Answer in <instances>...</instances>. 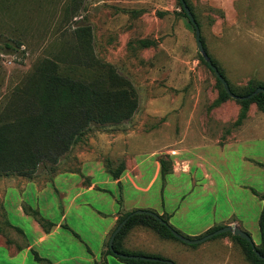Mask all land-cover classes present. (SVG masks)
Segmentation results:
<instances>
[{
  "label": "rangeland",
  "instance_id": "obj_1",
  "mask_svg": "<svg viewBox=\"0 0 264 264\" xmlns=\"http://www.w3.org/2000/svg\"><path fill=\"white\" fill-rule=\"evenodd\" d=\"M186 1L210 58L236 92H243L252 80L264 84V0ZM143 40L152 44L144 47ZM86 42L92 45L93 56L132 81L139 94V109L121 126L90 130L60 169H76L81 157L91 156L88 150L95 136H157L153 143L144 142L143 148L155 144L179 150L180 161H190L193 173L199 175L195 166H206L217 186L206 191L204 182L191 184L190 175L165 172L150 195L169 184L164 194L167 202L182 195L197 198V203L203 199L198 207L206 211L213 207L217 217L226 219L235 210L230 219L238 221V227L261 247V200L252 189L264 194V113L251 103L238 126L242 109L238 100L230 98L216 105L221 88L215 73L201 59L195 27L184 16L179 0H0V117L13 113L10 104L17 102L16 89L39 63L73 62L76 54L85 58L86 49L90 50L79 46ZM86 73L92 76L94 69ZM219 136L222 143L227 136H236L224 153L212 146ZM97 146L110 148L105 142ZM37 176L47 180L43 169ZM61 180L52 184L66 187ZM33 193L28 187L26 198L33 199ZM55 194L50 191L38 203L43 207L44 197L53 201ZM46 212L51 215V210ZM60 213L55 210V219ZM69 219L72 221L71 216ZM75 227L90 237L86 226L78 223ZM144 232L143 242L138 244L141 238L133 236L127 247L160 255L174 264H252L230 236L199 244L203 249L188 256L154 233Z\"/></svg>",
  "mask_w": 264,
  "mask_h": 264
},
{
  "label": "crops",
  "instance_id": "obj_2",
  "mask_svg": "<svg viewBox=\"0 0 264 264\" xmlns=\"http://www.w3.org/2000/svg\"><path fill=\"white\" fill-rule=\"evenodd\" d=\"M122 135L95 136L91 142L94 148L91 149L90 146L88 150L93 154L91 156L85 154V158H80L81 164L77 170L60 172L51 182L40 177L30 180L18 176L0 177V227L7 220L13 228L21 231L6 229V233H0V264H43L37 258L48 260L50 264L99 263L120 216L136 210H151L161 216H169L170 224L182 235L190 238L205 236L216 226L240 227L238 221L230 219L232 215L235 216V210L227 219L217 217L214 213L215 208L206 211L198 207L203 204V199H199L201 203H197V198L182 195L167 202L164 195L169 188L167 182L164 189H159L156 195H150L154 184L162 176L160 162L162 158L170 162V174L178 175L177 177L181 174L190 175V183L196 185L197 182H204L202 188L206 191L209 187L217 186V181L215 183L212 174L203 164L195 166V169L201 171V175L196 171L193 173L194 167L190 161H180L178 159L180 151L169 149V145L158 148L152 144L151 149L143 148L144 142L153 143L157 140V136H127V134L125 136L124 133ZM221 137H216V144L212 146H216L219 153H224L232 146L236 136H227V141L223 143ZM103 142L108 143L110 148L97 149V144ZM108 161L115 169L119 168L121 163H125V171L119 179L115 180L108 172L106 167ZM61 176L64 178H59ZM220 177L225 181L222 174ZM57 179H63L61 182L66 184V187H60L56 182L52 184ZM51 185H54V190ZM28 187L33 189V199L26 198ZM50 191L57 193L55 194L57 196L53 201L44 197L46 205L42 207L38 200ZM129 194H133L134 197H128ZM259 203L263 210V201ZM192 205L194 207H189ZM57 209L61 212V216L55 219ZM46 210H51V215ZM33 211L42 214L41 216L53 223L54 227L50 231L44 229L32 214ZM70 216L72 221L69 219ZM199 218L203 220L198 223ZM78 223L86 226L90 231L89 238L75 227ZM139 229L144 228L132 230L126 238L125 248L128 250L135 251L127 247V241L131 237H138V240L141 238L138 242L140 244L146 238L144 231H148L149 234L154 233L148 229L143 231ZM8 239L11 240V244L8 243ZM162 241L188 256L203 249L200 245L182 244L173 240ZM107 262L125 264L113 256L107 257Z\"/></svg>",
  "mask_w": 264,
  "mask_h": 264
},
{
  "label": "trees",
  "instance_id": "obj_3",
  "mask_svg": "<svg viewBox=\"0 0 264 264\" xmlns=\"http://www.w3.org/2000/svg\"><path fill=\"white\" fill-rule=\"evenodd\" d=\"M179 2L183 9L181 0ZM183 14L188 18L184 9ZM83 32L84 30L81 29L80 33ZM86 43L79 46L80 49L82 47L89 48L90 51L86 49L85 58L76 54L73 62L67 59L42 61L25 79V82L16 89L14 96L17 102L10 104L12 107L10 110L13 113L0 117V177L18 176L30 180L38 177L37 173L43 169L47 175L46 181L51 182L60 172L75 171L77 168L61 170V163L84 140L90 130L95 127L121 126L123 123L129 122L137 113L140 99L132 81L121 75L114 66L99 61L93 56L92 45ZM140 43L144 47H149L152 44L149 40H143ZM201 59L205 60L203 56ZM212 61L217 66L213 59ZM89 69H94L92 76H88L86 73ZM218 69L224 76L221 69L219 67ZM224 78L226 79L225 76ZM217 82L221 88V93L216 102V105H219L231 97L218 78ZM227 82L229 83L228 80ZM229 86L232 93L240 97L250 96L257 88H264V84L253 80L243 88L244 91L241 93H237L230 83ZM238 102L242 107L236 122L238 126L246 119L251 103H256L259 110L264 113V93L248 100H238ZM160 162L162 173L170 172V162L163 158ZM106 167L115 180L119 179L125 171V163H121L120 167L115 169L112 167V163L108 161ZM252 192L264 202V194H260L254 189ZM133 212L135 211L121 215L117 226ZM32 214L47 231L54 227V224L45 220L39 212L33 211ZM159 216L166 221L167 226L149 215L140 214L131 217L116 236L114 251H111L110 241H108L101 262L96 264H108L107 257L109 256H113L125 264H174V262L157 255H147L125 248L126 238L136 228L151 230L162 240H173L184 244L169 229L171 227L176 230L170 224L169 216ZM259 226L262 246L256 248L260 255L264 256V206ZM223 227L216 226L205 235ZM6 229H15L17 232H21L19 229L13 228L7 220L0 227V233H6ZM224 236H230L237 242L252 264H264V260L243 238L236 237L232 233H225L212 240ZM8 243L11 244L10 239H8ZM115 253L158 258L162 261L123 259L116 256ZM37 259L43 264H50L48 260Z\"/></svg>",
  "mask_w": 264,
  "mask_h": 264
},
{
  "label": "water",
  "instance_id": "obj_4",
  "mask_svg": "<svg viewBox=\"0 0 264 264\" xmlns=\"http://www.w3.org/2000/svg\"><path fill=\"white\" fill-rule=\"evenodd\" d=\"M183 9L185 11V13L187 14L188 18L190 19L191 23L194 25L195 27V32H196V42H197V47L198 50L200 52V54L203 56V58L205 59V61L207 62V64L209 65V67L212 69V71L215 73L216 77L220 80V82L223 84V86L225 87V90L227 91V93L230 95L231 98L235 99V100H248L251 99L252 97L264 93V88L260 87L257 88L255 90V92L247 97H240L235 95L234 93H232V91L230 90V86L229 83L227 82V80L224 78V76L221 74V72L219 71L218 67L214 65L212 59L210 58L209 54L207 53L203 40H202V33H201V29L196 21V18L194 16V14L192 13L190 7L188 6L186 0H181ZM140 214H144V215H149L152 216L154 218H156L157 220H159L161 222V224L167 226L166 221H164L158 214H156L155 212L149 211V210H136L135 212H133L132 214H130V216H128L125 220H123L115 229V231L113 232L111 238H110V242H109V246L111 251H114V242L116 239V236L122 231V229L125 227V225L127 224V222L130 220L131 217H133L134 215H140ZM169 229L171 230L172 234L178 238L179 240H181L183 243L188 244V245H199L202 244L208 240H211L217 236H220L222 234L225 233H232L234 236L236 237H240L245 239L247 242H249L251 244V246L253 247L254 251L257 253V255L264 260V256H261L260 253L257 251L256 245L254 244L251 236L243 231L241 228H239L236 225H229V226H224L223 228L212 232L208 235H205L201 238H196V239H192V238H188L182 234H180L179 232H177L176 230L172 229L171 227H169ZM116 256H119L123 259H133V260H143V261H150V262H160L162 261L161 259L158 258H152V257H146V256H127L125 254H118L115 253Z\"/></svg>",
  "mask_w": 264,
  "mask_h": 264
}]
</instances>
